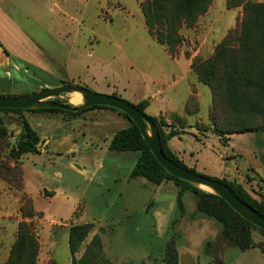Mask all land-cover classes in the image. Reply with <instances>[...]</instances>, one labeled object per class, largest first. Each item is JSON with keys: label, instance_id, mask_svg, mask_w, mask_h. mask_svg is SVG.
<instances>
[{"label": "rangeland", "instance_id": "374dc122", "mask_svg": "<svg viewBox=\"0 0 264 264\" xmlns=\"http://www.w3.org/2000/svg\"><path fill=\"white\" fill-rule=\"evenodd\" d=\"M141 1L39 0V9L43 14L40 19L45 20L46 29L51 26L56 33L58 31L60 34H58L57 39L46 41L43 38L45 34L39 31L40 39L37 40L44 50H47L48 45L58 47L59 44H64L66 48L77 47L86 52L91 51L99 56L116 59V61L124 64L127 70L130 62L137 71L140 69L150 70L157 64L167 66L168 63L163 58L164 52L162 50L165 45L154 40L139 23V19L141 20L143 17L139 5ZM241 16V5L228 7L226 0H210L207 11L197 18L193 27L186 25L180 27L179 34L182 37V43L178 52L183 50L186 56L196 52L193 58L198 60L209 57L227 31L236 26ZM28 21L34 27L37 26L36 23L30 21V18ZM87 57L90 61L91 58ZM27 77L21 76V79L11 77L7 81L8 86L0 91L6 92V94L24 95V93L28 94L40 88L49 87L48 84L51 83L50 81L44 83L37 78L30 77L28 79ZM198 87L205 91L204 94L200 93L198 112L204 118L210 106L209 88L201 82ZM196 90L198 89L196 88ZM72 95L65 94L56 100L79 103L71 101ZM30 113L32 112L19 115L8 112L1 113L0 116L6 128V133L0 134V230L5 232L0 244V264H5L8 258L16 238L18 223L22 220H30L24 214L29 213L31 207L34 211L31 220L36 226L38 242L40 241L39 231L44 224V218L42 213L37 214L38 211L32 202L46 213L45 226L51 231V236L57 238H59L63 228L69 227L75 220H78V223L99 220L106 224L99 230L107 231L110 236L113 228L119 230L118 233H120L126 218H129L134 226L129 223V231L125 238L119 240L116 238L115 241H111L110 237L105 236L106 240L104 241L107 243L108 250L111 249L112 244L117 246L115 248V251L118 252V256L116 252V259L121 261V264H166L162 259L166 243L169 240H174L175 243L182 241V235L176 232L172 225L174 219H181L182 217L176 203V197L173 201L175 206L170 212L171 220L168 228L159 230L156 226L154 227V210L151 209L148 213L144 211L141 203L142 197H136L133 201V215L122 217V208L127 203L124 198L125 194L116 196L113 191L114 187L106 190L109 193L102 192L98 186L99 178L110 174L109 169L98 165L99 162H117L119 166L117 176L120 177L128 168H132L139 153L136 151L126 152L129 153V160L123 162L119 156L121 152H107L102 133L96 127H94L95 129L91 128V125H99L100 117L92 120L86 115L80 119L64 121L62 122L63 126H58L55 118H50L47 122L46 118L38 117L40 123L36 125L35 117ZM21 116L28 120L34 130L38 131V134L39 132L46 134L39 136L51 139L49 146L43 148L42 151L23 154L22 162L20 158L13 159L9 154L10 148L15 145L21 128ZM120 117L119 122L110 125L111 131L125 126V118ZM199 125L207 127L204 124ZM209 127L207 130H211V126ZM59 130L61 133L73 135L77 143L76 146H78L74 155L59 156L56 154L57 142L61 140ZM204 130L207 131L206 128ZM238 144L236 143L237 146H239ZM134 156L137 157L134 158ZM165 187L163 190H167ZM43 189L47 190L45 191L46 194L54 192V195L44 196V194H40L39 191L42 192ZM28 197L33 201L30 202ZM195 198L191 191L185 192L182 199L185 213L191 212ZM147 204L145 203V205ZM76 206L74 215L66 220L69 211ZM111 220H115V224L112 225ZM93 225L95 224L93 223ZM92 229L94 230V226ZM92 229L75 252L76 258L83 254L93 235L99 234L98 232L92 234ZM258 233L260 232L258 231ZM260 234L264 236L263 233ZM102 249L103 258H98L96 263L106 264L105 259H107L110 264H116L112 262L104 250L103 244ZM49 250L48 248H41L39 242L37 260L42 261V257ZM43 259L42 264H51L52 262L54 264H71L67 243L61 241L55 247L54 252H51V256ZM199 262L200 264H264V255L257 245L246 250H240L238 247L229 244L218 247H209V244H206L200 252Z\"/></svg>", "mask_w": 264, "mask_h": 264}, {"label": "crops", "instance_id": "0c3cea01", "mask_svg": "<svg viewBox=\"0 0 264 264\" xmlns=\"http://www.w3.org/2000/svg\"><path fill=\"white\" fill-rule=\"evenodd\" d=\"M39 7V0H0V90L8 86L7 81L11 77L21 79V76H28V79L34 77L44 83L50 81L51 83L48 86L60 85L64 82L79 83L95 91L115 93L131 103L147 99L148 104L145 107V113L162 119L165 123L163 125L165 132L171 129L178 131V134L169 138L168 146L185 165L193 167L196 171L206 175L218 178L226 177L230 180L235 179L242 184L253 198L264 201V134L258 132L233 133L229 135L227 145H222L218 136L210 129L205 133L199 132L194 127L196 122L207 123V114L202 118L203 116L198 113H196L197 115H190L186 112L185 104L188 97L195 93L199 104L200 93H205L198 87L200 81L191 68V60L196 52L186 56L183 50H179L175 56H172L164 46L162 49L164 52L163 58L167 61V66L157 64L150 70L140 69L137 71L130 61L127 70L124 64L116 61V59L99 56L94 52H86L84 49L77 47L66 48L64 44H59L58 47L48 45L50 48L44 50L37 40L40 39L39 31L45 34L43 38L46 41L57 39L60 32L57 31L56 33L51 26L50 30L46 29L45 20L40 19L43 14ZM29 18L37 26L34 27L28 21ZM141 20L139 19L140 25L147 31L144 20ZM153 39L156 40L154 37ZM87 56L91 58L90 61ZM12 74L13 76H11ZM0 94H6V92L0 91ZM208 95L209 100H211L210 90ZM30 114L35 117L36 125L40 123L38 119L40 117L46 118L47 122L50 118H55L58 126H63L62 122L64 121H71L75 118L80 119L86 115L92 120L100 117L101 122L99 125H91V128L95 129L94 127H96L102 133L107 152H121L119 156L123 159V162L129 160V153L126 152H133L115 151L108 148L112 135L119 130L111 131L109 127L111 124L119 122L120 116H122L112 109L104 107L91 108L77 115L44 111ZM122 118L125 117L122 116ZM124 122H126L124 127H127L129 125L128 119L125 118ZM60 131L58 133H61ZM36 132L38 134V131ZM39 135L45 136L46 134H40L39 132ZM42 136H39V152L48 147L51 142L50 138H43ZM236 143L241 144L237 146ZM76 145L77 143L72 134L61 133V140L57 142L56 146V154L59 156L74 155L75 150L78 149ZM23 154L19 157L21 162ZM136 157L134 156V158ZM115 163L112 161L98 163L100 167L110 170L109 175H103L99 178L98 186L101 191L110 190L114 187L113 191L116 196L122 193L125 194L124 198L127 203L122 208V217L133 215V201L136 197H142L141 203L144 211L148 213L149 210H154V227L156 226L159 230H166L171 220L170 212L173 211L175 206L173 201L177 195L178 186L171 180L154 184L142 176L130 177L129 173L134 166L133 164L132 168H128L122 176L118 177L119 171L117 170H119V166L117 162ZM164 187L167 190H163ZM45 191L47 190L43 189L39 193L44 194V196L54 195V192L46 194ZM145 203L148 204L145 205ZM33 205L38 212L42 213L44 218V224L39 231L40 247L50 249L42 257V261L37 260L36 262V264H42L43 258H49L51 252H54L55 247L61 241L68 245V227L63 228L59 238L51 236V231L45 226L46 213L37 208L34 202ZM149 206L151 207L149 208ZM76 208L77 206L69 211L66 220L74 215ZM185 211L184 207L181 219H174L172 224L173 229L182 235V241L175 243L177 264H200V252L206 244H209V247L227 245L221 237L222 226L213 218L197 211L196 198L190 210L191 212L187 214ZM91 222L95 224L92 234L95 232L100 234L103 248L112 262L121 264V261L116 259L118 252L115 251V248L117 246L112 244L111 249L108 250L107 243L104 241L106 240L105 236L110 237L111 241H115L116 238H118L116 240L123 239L129 231V223L134 226L133 222L126 218L121 232L118 233L119 230L113 228L110 236L107 231L99 230L100 227H105L106 224L99 220ZM73 223H78V220ZM111 224H115V220H111ZM255 230L252 229L251 231L253 241L255 243L264 242V236ZM4 233L0 230V244Z\"/></svg>", "mask_w": 264, "mask_h": 264}, {"label": "trees", "instance_id": "16d2710c", "mask_svg": "<svg viewBox=\"0 0 264 264\" xmlns=\"http://www.w3.org/2000/svg\"><path fill=\"white\" fill-rule=\"evenodd\" d=\"M226 2L228 7L242 6L240 20L234 28L227 31L209 57L191 60L192 70L198 80L209 88L211 96L207 112L208 122H196L194 127L199 132H205L204 129L207 130L211 126V131L218 136L222 145H227L229 135L233 133L258 132L264 134V1L226 0ZM209 4L210 0H142L139 5L148 33L159 43L165 45L170 55L175 56L182 43V37L179 34L180 27L182 25L193 27L197 18L207 11ZM132 104L145 113L148 101L144 99ZM101 107L117 111L129 121L127 127L117 130L112 135L108 148L115 151H136L139 153L129 173L130 177L142 176L154 184H159L164 180L173 181L178 186L176 203L181 213L184 212L182 195L185 191H191L196 197L197 211L213 218L222 226L221 237L226 244L236 246L240 250L257 245L264 255V242L255 243L251 237L252 229L263 234L264 231L237 214L218 195L168 173L157 162L143 140L138 127L126 113L104 105H92L78 111L63 110L57 107L0 108V116L1 113L8 112L21 115L23 112L41 111L77 115L87 109ZM185 109L190 115L198 113L199 104L195 93L188 97ZM146 115L158 128L159 142L165 155L178 165L198 172L193 167L185 165L168 146L169 138L178 134V131L171 129L165 132L163 129L165 123L162 119ZM199 124H204L207 127H201ZM2 133H6V128L0 117V134ZM39 141L37 132L28 120L21 116V128L9 154L13 159H18L26 152L38 153ZM210 177L225 183L236 196L264 216V201L253 198L242 184L235 179L230 180L226 177ZM28 200L32 202L29 197ZM33 215L34 211L31 207L30 212L24 214L30 220H22L18 223L16 238L5 264H36L39 242L36 226L31 220ZM93 226V222L69 225L67 240L71 264H97L96 260L102 257L103 249L99 234L93 235L79 258L74 255ZM162 259L166 264H177L174 240L166 243ZM105 262L110 264L107 259Z\"/></svg>", "mask_w": 264, "mask_h": 264}, {"label": "water", "instance_id": "95a60500", "mask_svg": "<svg viewBox=\"0 0 264 264\" xmlns=\"http://www.w3.org/2000/svg\"><path fill=\"white\" fill-rule=\"evenodd\" d=\"M73 92H79L81 95L82 100L77 104L56 100L65 94L72 95ZM92 105H104L126 113L138 127L143 140L157 162L168 173L188 181L201 189L205 188L204 190L218 195L237 214L264 231V216L236 196L225 183L219 179L191 171L168 158L161 148L156 124L130 101L118 95L95 91L84 85L69 82L43 87L24 95L0 94V108L34 109L41 107H57L63 110L78 111Z\"/></svg>", "mask_w": 264, "mask_h": 264}, {"label": "bare ground", "instance_id": "6f19581e", "mask_svg": "<svg viewBox=\"0 0 264 264\" xmlns=\"http://www.w3.org/2000/svg\"><path fill=\"white\" fill-rule=\"evenodd\" d=\"M82 100L81 95L79 92H73V95L71 96V101L73 102H80Z\"/></svg>", "mask_w": 264, "mask_h": 264}]
</instances>
